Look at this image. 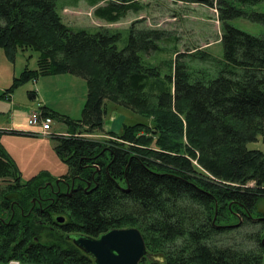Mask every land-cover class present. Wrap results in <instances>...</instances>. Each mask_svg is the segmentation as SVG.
Segmentation results:
<instances>
[{"label": "trees", "instance_id": "1", "mask_svg": "<svg viewBox=\"0 0 264 264\" xmlns=\"http://www.w3.org/2000/svg\"><path fill=\"white\" fill-rule=\"evenodd\" d=\"M56 1L0 0V48L10 59L17 51L37 54L36 69H25L13 87L66 74L86 86L79 120L39 109L42 118L66 126L65 135L48 136L67 167L64 175L22 182L0 144V180L8 181L0 187V264H94L73 237L131 228L146 249L139 264H262L264 217L254 214L264 198V152L247 145L264 143V36L229 21L264 26V14L227 0H171L217 13L223 61L208 79L177 62L179 54L164 62V76L147 62L161 51L164 31L135 22L119 50L117 33L64 24ZM139 1L108 0L93 14L114 24L140 12ZM237 1L242 7L264 2ZM109 105L142 121L123 123L101 140L87 138L104 132ZM246 225L259 230L240 233Z\"/></svg>", "mask_w": 264, "mask_h": 264}, {"label": "rangeland", "instance_id": "2", "mask_svg": "<svg viewBox=\"0 0 264 264\" xmlns=\"http://www.w3.org/2000/svg\"><path fill=\"white\" fill-rule=\"evenodd\" d=\"M93 0H57L56 10L62 22L74 30L84 29L89 32L105 30L119 34L117 48L123 49L130 33V26L135 24L139 29H156L166 33L167 39L159 43L161 51L147 57V62L161 68V76L167 73L163 67L164 62L175 60L188 67L189 72L198 73L208 79H214L222 66L223 48L220 43L222 25L218 21L214 9L202 5L174 3L171 0H140L142 10L138 13L128 12L117 23L109 24L96 18L93 14L95 8L104 6L108 0H102L93 6ZM237 8H243L248 12L264 14V2L249 7H242L237 0H227ZM229 24L243 32L254 36H264V26L252 23L244 18L229 21ZM37 54L32 51H17L13 58L6 56L0 48V129L5 130L0 137V144L5 153L11 158L18 171L22 182H26L39 175H48L58 178L64 175L67 167L63 164L54 151L55 142L44 135H30L22 132V135L11 134V123H19V117L11 119V114L30 115L31 112H39L42 106L56 114L69 117L71 120L81 119L82 109L86 100V86L82 78L71 75H59L56 77L39 78L36 81H27L13 87L16 78H19L25 69L35 70ZM163 67V68H162ZM10 90L4 97L2 95ZM35 100H30L31 96ZM120 114L124 117L123 123L133 125L141 122L138 115L118 109L109 105L105 124L111 117ZM50 133L66 131V126L56 119H50ZM122 123V124H123ZM7 130V131H6ZM19 132V131H18ZM105 131L94 132L87 138L101 140L106 138ZM250 150L264 148L260 138L256 143L247 145ZM8 181L0 180V187L7 186ZM264 198L258 203L254 216L264 217ZM257 226L246 225L243 234H250L253 230H259ZM255 233V231L253 232ZM236 241L239 240L238 233ZM264 236V232L262 237ZM264 240V237L262 238ZM252 243L247 245L250 247ZM264 264V255L262 259Z\"/></svg>", "mask_w": 264, "mask_h": 264}, {"label": "water", "instance_id": "3", "mask_svg": "<svg viewBox=\"0 0 264 264\" xmlns=\"http://www.w3.org/2000/svg\"><path fill=\"white\" fill-rule=\"evenodd\" d=\"M30 100H35V96H31ZM57 220L63 222V218ZM72 243L90 255L94 264H139L146 255L144 241L139 231L133 228L112 230L98 238L75 236Z\"/></svg>", "mask_w": 264, "mask_h": 264}, {"label": "crops", "instance_id": "4", "mask_svg": "<svg viewBox=\"0 0 264 264\" xmlns=\"http://www.w3.org/2000/svg\"><path fill=\"white\" fill-rule=\"evenodd\" d=\"M16 116L19 117L18 119H19L20 122L19 123H16L13 120L12 123H11L12 129H10L8 131H19V132H23V133L24 132H27L29 134H33L32 133L33 131H37L38 130L37 128H30L27 125L28 115H25L24 113H21L20 115H17V114H14L13 113V114H11L10 117H11V119H14ZM109 121L110 122H108L107 124H105L104 131L105 132L118 133L119 130H120V128H121V126H122V123L124 121V117L122 115H120V114H116L113 117H111V120H109ZM0 130L1 131H5V130H2V129H0ZM57 134H64L65 135L64 131H59V132H57Z\"/></svg>", "mask_w": 264, "mask_h": 264}, {"label": "built area", "instance_id": "5", "mask_svg": "<svg viewBox=\"0 0 264 264\" xmlns=\"http://www.w3.org/2000/svg\"><path fill=\"white\" fill-rule=\"evenodd\" d=\"M50 120L49 119H44L41 116L40 111L39 112H31V114L27 118V125L30 128H37V131H33V134L36 135H44L48 137L50 135ZM264 152V148H263ZM7 264H19L17 261H10Z\"/></svg>", "mask_w": 264, "mask_h": 264}]
</instances>
